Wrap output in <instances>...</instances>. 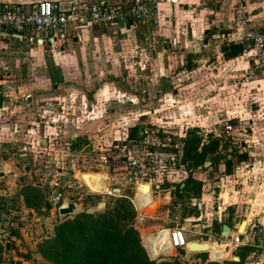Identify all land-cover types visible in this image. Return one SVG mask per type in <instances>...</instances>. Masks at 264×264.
I'll use <instances>...</instances> for the list:
<instances>
[{
	"label": "rangeland",
	"instance_id": "obj_1",
	"mask_svg": "<svg viewBox=\"0 0 264 264\" xmlns=\"http://www.w3.org/2000/svg\"><path fill=\"white\" fill-rule=\"evenodd\" d=\"M134 25L143 26L137 21ZM109 32L112 33L113 29L110 28ZM134 33V29L129 32L130 35ZM25 35L23 44H28L30 33L25 32ZM13 41L11 38L0 39V44H12ZM44 47V50H50L49 45ZM240 54L243 56L242 50ZM52 55L50 53L47 59L51 61ZM44 65L13 67L10 77L18 100L14 102L15 107L8 108L7 105L9 110L5 115L17 113L18 118L21 116L19 119H24L26 123H34L37 118L36 121L41 124H31L32 130L25 126L17 131H9V128L2 130L3 124L0 127V170L3 171V178H0V264H88L87 251L92 249L93 241L112 238L108 237L109 232L105 228H101L97 234L93 228L109 222L122 235L132 227L147 259L156 264H264L260 259L264 245L259 240H264V164L253 165L254 161L244 154L242 160L248 164L240 165L243 156L237 154L243 146L252 149L259 148V143L264 144L261 141L264 136L261 132L264 130H260L264 127V118L258 108H253L254 114H251V119L255 121L254 128L245 124L246 116L234 118L229 114L219 117L220 121L223 120L221 130L214 128L208 134L203 130L211 128L210 123L200 127L189 118L176 123L173 122L175 119L160 113L156 114L160 122L142 124L145 128L172 133L166 143L173 161L166 170L158 168L150 175L151 179L162 183L160 189L152 190L155 206L137 210L131 202L133 183L122 187L119 183L123 185L124 182L114 179L118 174L115 159L127 144L128 136L130 139L135 138L133 132L139 130L137 125L145 121L149 114L153 115L154 104L144 106L139 101L136 105L138 108H132V103L125 98L120 99L114 89L104 90L94 96L102 88L99 82L93 86L80 83L78 87H70L69 90L74 91L68 92L67 87H62L61 79L53 74L51 66ZM93 75L98 79L100 69L94 70ZM117 79L108 77L105 80L117 82ZM38 80L42 83L39 84ZM55 85L62 88L58 91ZM76 91L75 96L73 93ZM29 94L34 95V103L25 102L24 96ZM63 99L71 102L66 104L61 102ZM20 106L22 114L18 115L16 109ZM138 109L144 110V115L139 116ZM43 111H53L54 115H59L55 118L58 119L57 123L51 124L48 117L41 118L44 116ZM225 125H230L232 131L227 132ZM42 126H53L55 130L48 129L42 133ZM14 140L24 146H16ZM91 140L94 143L93 151L85 152ZM215 141L219 147L216 155L221 157L217 167L208 166L203 171L192 173L194 177L191 181L186 180L190 171L202 167L199 165L202 149L210 148ZM3 148L7 151L4 152ZM256 157L260 158V155ZM158 160H161L160 156ZM228 161L230 166L225 165ZM54 163L57 165L54 166ZM25 165L31 166L27 172L23 171ZM239 168L243 169L242 178L233 175V171ZM100 173L107 175V182ZM220 173L225 177H219ZM108 181H111L114 189L122 188L123 192L114 193L112 190V194H95L103 190ZM181 184H187L188 189L194 186L195 189L182 193L180 189L184 185ZM148 190L141 186L139 193L149 200ZM71 197L79 206L76 212L62 215L54 206L46 209L45 204H51L52 201L56 205L66 206ZM191 199H202L201 209L193 207L191 203L197 201L192 202ZM102 203H105L104 208L99 206ZM175 217L179 219V228L184 218H193V227L183 233L184 239H199L203 242L200 244H206V247L188 259L174 250L169 254H161L159 249H154L153 256H159L152 258L143 240L162 229H172ZM240 222L243 223L241 230L247 229L252 240L248 245L235 246L230 236L227 239L222 236L221 226L227 224L233 227ZM115 224L116 227L112 226ZM198 232H201L200 237ZM6 243H9L8 250L5 249ZM235 257L239 258L238 262L233 260ZM124 261L123 264H127L126 257Z\"/></svg>",
	"mask_w": 264,
	"mask_h": 264
},
{
	"label": "crops",
	"instance_id": "obj_2",
	"mask_svg": "<svg viewBox=\"0 0 264 264\" xmlns=\"http://www.w3.org/2000/svg\"><path fill=\"white\" fill-rule=\"evenodd\" d=\"M39 1L43 0H0V11L4 7L11 6H20L28 11ZM81 1L95 5L102 2L116 4L124 0ZM155 1L158 8V23L154 27L144 23L142 27H138L134 23L129 25V28H126L127 25L124 28L108 25L105 30L93 27L75 31L72 38L59 41L53 46L49 45V51L44 50V46L48 45L46 42L43 45L30 43L29 35L28 44H23V41H26L25 34L20 39L14 37L13 30H8L4 33L6 35L0 36V39L11 38L14 44H0V59L10 68L11 73L13 67L29 68L34 65L41 67L47 64L51 66L53 74L61 79L62 87H67L68 92L74 91V89L69 90L70 87H78L77 84L80 83L93 86L95 82H99L102 88L96 91L94 96L101 94L104 90L114 89L117 90L120 99L125 98L126 101L132 103V108H138L136 105L139 101L144 106L154 104L153 115L149 114L145 121L140 122L141 125H137L140 128L142 124L160 122L157 119V113L175 119L173 122L176 123L183 122L185 118H189L188 120L200 127H204L205 123H210L211 128L203 130L207 134L214 128L222 129L223 120L220 121L219 117L223 114H229L234 118L246 116L245 124H248L250 128L255 127V121L251 119V114H254L253 108H258L264 118V70L253 77L246 78L249 70L248 63L244 55L242 56L240 52L235 53L239 46L237 40L241 38V29L235 25L234 17L239 11L245 17L251 18L252 26L262 27L264 25V0H180L179 4H170L169 0ZM110 28L113 29L112 33L109 32ZM131 29H134L136 33L130 35ZM55 47L58 48L54 49ZM50 53L53 54L51 61L47 59ZM8 61L11 62L8 63ZM96 69H100L98 79L93 75ZM108 77L118 78L117 82L105 80ZM100 80L103 81L100 82ZM38 83L41 84V80H38ZM62 87L54 86L58 91ZM77 91L73 93L75 96ZM26 96L28 99H25V102L34 103L36 101L33 94ZM17 100V93L14 92L12 86H8L6 93L0 95V108L4 107L6 112L9 107H15L14 102ZM61 102L69 104L71 100L63 99ZM21 110V106L16 109L19 112L18 115L22 114ZM138 110L139 116L144 115V110ZM49 112L51 116H54L53 111ZM19 118L22 117L19 116ZM19 118L17 113L11 116H6L4 113L3 119H0V127L3 124L2 130L9 128V131L13 129L17 131L24 126L32 130L34 128L31 124L37 125L32 122L26 123L24 119ZM41 128L42 133L48 129L55 130L53 126H48V128L42 126ZM260 130L263 131L264 127ZM261 135H264V132H261ZM263 140L264 136L261 137L262 142ZM13 143L18 147L24 146L15 140ZM90 144L93 147L92 140ZM233 144L236 145V143ZM259 144V148L252 149L243 146L237 151L238 156L246 154L250 161H254L253 165L264 164V144ZM258 154L260 158L256 157ZM245 161L240 160V165H247ZM214 167L217 166L214 165ZM19 170L22 171L21 168ZM233 172L234 176L239 175L240 178L244 176L241 168ZM100 174L105 176L107 182V175ZM219 177L222 178L225 175L220 173ZM107 185L106 183L105 188L95 194L107 192L109 186ZM24 186L25 184L22 183V187ZM145 186L149 189L150 199L146 206H141L139 200L142 195L140 188H136L135 200L138 209L155 206L151 188L147 183ZM116 193H120L119 189H116ZM200 202L203 205L202 199L198 203ZM193 221V218H188L183 228H187L186 231H188L193 226ZM242 225V222L235 225L239 227V233L245 230H241ZM235 226H229V236L235 234ZM201 230L203 231L202 228ZM200 235L201 232H198L199 237ZM198 240L188 242L189 244L203 243ZM251 240L249 239V242ZM143 242L152 258L159 256H153V250L158 246H164L162 254H169L173 251L169 244V230L167 229H162L157 234L145 238ZM186 250L190 251V246ZM225 253L228 255L226 251ZM211 260H213L212 256Z\"/></svg>",
	"mask_w": 264,
	"mask_h": 264
},
{
	"label": "built area",
	"instance_id": "obj_3",
	"mask_svg": "<svg viewBox=\"0 0 264 264\" xmlns=\"http://www.w3.org/2000/svg\"><path fill=\"white\" fill-rule=\"evenodd\" d=\"M169 1L170 4H179L180 2V0ZM157 15L158 8L155 0H124L116 4L102 2L95 5L81 0H43L34 4L28 11L20 6L4 7L0 11V36L6 35L4 33L7 30H13L14 37L21 39L25 32H29L30 43L35 42L36 45H43L46 42L53 46L59 41L72 38L75 31L93 27L103 29L108 25H118L119 23H123L125 26L132 25L136 21L154 27L158 23ZM234 23L241 29V38L237 40V44L242 47V54L247 57L249 66L247 74L250 78L261 72L264 67V25L262 27L252 26L251 18L245 17L239 11L235 14ZM10 77V68L0 59V95H4L8 86H12ZM24 98L28 99V96ZM4 109V107L0 108V119H3ZM138 128V135L132 139L128 136V141L125 139L127 144L120 150L119 157L115 159L116 165H118V174L117 178H114L124 182L123 185L119 183L122 187L133 183L134 195L131 202L137 210L138 204L135 200L137 185L147 183L151 191L160 189L162 183L158 180L154 181L150 175L158 168L166 170V167H169L173 161L171 153L168 152V143H166L170 140L172 133L145 128L144 126L141 128L138 126ZM224 128L227 132L232 130L230 125H225ZM158 156L161 160H158ZM123 170L126 171V174L123 173ZM108 184L109 192L112 194L111 191L115 190L114 186L111 185V181ZM117 189L120 193L123 192L122 188ZM191 201L195 202L194 199ZM51 205L58 210L67 208V205L64 207L56 205L55 201H52ZM191 205L193 207L198 206L200 209L202 204L196 202L191 203ZM178 220V217H175L173 224L175 227L173 226L169 230V243L174 251L177 248L185 249L188 242L183 236L187 229L183 227L188 218L183 219L180 228ZM201 228L204 229L203 226ZM234 228L236 232L230 236L232 244L235 246L248 245L251 233L247 234L246 229L240 234L238 227L235 226ZM259 240L264 245V240Z\"/></svg>",
	"mask_w": 264,
	"mask_h": 264
},
{
	"label": "trees",
	"instance_id": "obj_4",
	"mask_svg": "<svg viewBox=\"0 0 264 264\" xmlns=\"http://www.w3.org/2000/svg\"><path fill=\"white\" fill-rule=\"evenodd\" d=\"M236 53L240 52L242 49L240 47L236 48ZM135 129V128H134ZM134 129H132L134 131ZM133 135L136 137L138 135L137 131L133 132ZM218 142L215 141L208 149H202V155L200 157L199 165L203 166L206 161L211 162V166L218 164V161L221 160L219 155H216L218 150ZM242 159H244V155ZM230 166L231 163L228 161L225 164ZM203 171V169H202ZM194 175H189L186 180L191 181ZM187 181H185L186 183ZM184 183V184H185ZM186 184L181 189L180 192L186 193L188 190H194L195 187H190ZM123 219V218H120ZM110 223V222H109ZM109 223H104L94 227L96 234L100 232L101 228H105L108 233V237H112L108 240L93 241L92 249L87 251L89 255L88 264L93 262V264H123L124 257L127 259V264H156L147 259L143 249L140 246L139 240L136 238L137 233L133 230L132 227L128 228L125 233L122 235L119 230L113 229ZM108 224V226H107ZM116 227L115 225H112ZM114 227V228H115ZM140 256V258L138 257ZM167 264V263H161Z\"/></svg>",
	"mask_w": 264,
	"mask_h": 264
},
{
	"label": "water",
	"instance_id": "obj_5",
	"mask_svg": "<svg viewBox=\"0 0 264 264\" xmlns=\"http://www.w3.org/2000/svg\"><path fill=\"white\" fill-rule=\"evenodd\" d=\"M117 26L119 28H124L125 27L123 23H119ZM126 28H129V25H127ZM104 30H105V28H104ZM84 151L85 152H92L93 151L92 145L90 144L87 148H85ZM210 165H211L210 162H205L204 165H203V167H199L198 170H196V171H190L189 173L191 175L192 173H195V172H198V171L200 172L202 169H206ZM29 169H30V166L27 165L24 170L25 171H29ZM89 196H92V195H89ZM45 205H46V209H50V206H49L48 203H46ZM99 206H103V208H104L105 207V203H102ZM75 210H76V204L73 202V198H70V202L67 204V208H61V209H59V214L68 215V214H71V213L75 212ZM229 232H230V227L227 224H223L222 225V236L227 239L229 237ZM190 247L191 248L192 247H200V248H202V247H206V245L205 244H197V243L192 242L190 244ZM5 249L6 250L9 249V243H6ZM176 252L180 256H182L184 258H187V259L188 258H192L193 257V253H194V252L188 253L183 248H177L176 249ZM260 259H261V262L264 263V253L261 254ZM233 260L236 261V262H238L239 261V258L235 257V258H233Z\"/></svg>",
	"mask_w": 264,
	"mask_h": 264
},
{
	"label": "bare ground",
	"instance_id": "obj_6",
	"mask_svg": "<svg viewBox=\"0 0 264 264\" xmlns=\"http://www.w3.org/2000/svg\"><path fill=\"white\" fill-rule=\"evenodd\" d=\"M141 186H145V183H140V184H138L137 185V188H140ZM146 187V186H145ZM109 188L107 189V192L108 193H110L109 191ZM114 192L116 193V189L114 190ZM139 202H140V204H141V206H146L147 205V203H148V199H147V197L146 196H142L141 198H140V200H139ZM62 206H63V204H62ZM64 207V206H63ZM101 207H103V206H101ZM77 209H78V206L76 205V210H75V212L77 211ZM264 221V220H263ZM238 230H240L239 229V227H238ZM241 234V233H240ZM170 244V243H169ZM197 244H200V243H197ZM206 245V244H205ZM171 246V245H170ZM188 247H189V242H187V244H186V248H185V250L186 249H188ZM205 247H202V248H200V247H190V251H187L188 253H190V252H196V251H202L203 249H204ZM155 250H156V248H154ZM157 249H159L158 251L159 252H164V246H158L157 247ZM162 254V253H161Z\"/></svg>",
	"mask_w": 264,
	"mask_h": 264
},
{
	"label": "flooded vegetation",
	"instance_id": "obj_7",
	"mask_svg": "<svg viewBox=\"0 0 264 264\" xmlns=\"http://www.w3.org/2000/svg\"><path fill=\"white\" fill-rule=\"evenodd\" d=\"M42 113L44 114V116L42 115V116H40V117H41V118H45V117L50 118V119H51V121H50L51 124H54L55 121L58 120V119L55 120V118H56L57 115H54L55 117H54V116H51V115H50L51 113H50L49 111H43ZM38 116H39V115H38ZM40 117H38V118H40ZM58 117H60V116L58 115L57 118H58ZM36 120H37V118L35 119L34 124H37V125H38V124H41L40 121L37 122ZM2 150H5V148H3ZM90 163H91V162H90ZM56 165H57V163H54V166H56ZM80 165H81V163H80ZM42 173H43V172H42ZM42 173H41V174H42ZM43 175H44V174H43ZM0 178H3V171H2V170H0ZM71 198H72V197H71ZM49 206H50V208H52V205H51L50 203H49Z\"/></svg>",
	"mask_w": 264,
	"mask_h": 264
}]
</instances>
